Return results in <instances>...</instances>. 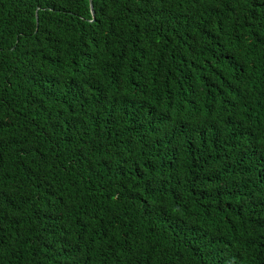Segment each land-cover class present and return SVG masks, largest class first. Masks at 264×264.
Listing matches in <instances>:
<instances>
[{"label":"trees","instance_id":"obj_1","mask_svg":"<svg viewBox=\"0 0 264 264\" xmlns=\"http://www.w3.org/2000/svg\"><path fill=\"white\" fill-rule=\"evenodd\" d=\"M0 0V264H264V0Z\"/></svg>","mask_w":264,"mask_h":264},{"label":"water","instance_id":"obj_2","mask_svg":"<svg viewBox=\"0 0 264 264\" xmlns=\"http://www.w3.org/2000/svg\"><path fill=\"white\" fill-rule=\"evenodd\" d=\"M90 8H91L92 15H94V10H93L92 4H91V0H90Z\"/></svg>","mask_w":264,"mask_h":264}]
</instances>
